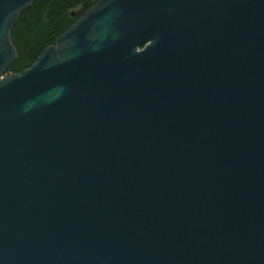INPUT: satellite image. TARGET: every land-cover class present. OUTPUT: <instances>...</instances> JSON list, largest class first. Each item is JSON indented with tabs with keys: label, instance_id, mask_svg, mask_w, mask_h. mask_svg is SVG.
Here are the masks:
<instances>
[{
	"label": "water",
	"instance_id": "water-1",
	"mask_svg": "<svg viewBox=\"0 0 264 264\" xmlns=\"http://www.w3.org/2000/svg\"><path fill=\"white\" fill-rule=\"evenodd\" d=\"M34 1L0 0V264H264V0H97L4 74Z\"/></svg>",
	"mask_w": 264,
	"mask_h": 264
},
{
	"label": "trees",
	"instance_id": "trees-1",
	"mask_svg": "<svg viewBox=\"0 0 264 264\" xmlns=\"http://www.w3.org/2000/svg\"><path fill=\"white\" fill-rule=\"evenodd\" d=\"M96 1L35 0L19 14L9 31L16 57L5 73L19 72L30 65L44 47Z\"/></svg>",
	"mask_w": 264,
	"mask_h": 264
},
{
	"label": "rangeland",
	"instance_id": "rangeland-1",
	"mask_svg": "<svg viewBox=\"0 0 264 264\" xmlns=\"http://www.w3.org/2000/svg\"><path fill=\"white\" fill-rule=\"evenodd\" d=\"M4 74H8V73H4Z\"/></svg>",
	"mask_w": 264,
	"mask_h": 264
}]
</instances>
